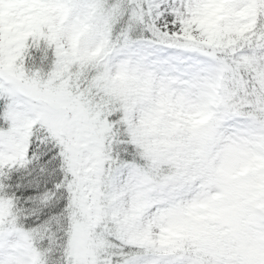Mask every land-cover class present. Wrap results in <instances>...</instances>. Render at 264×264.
<instances>
[{
  "label": "snow or ice",
  "instance_id": "snow-or-ice-1",
  "mask_svg": "<svg viewBox=\"0 0 264 264\" xmlns=\"http://www.w3.org/2000/svg\"><path fill=\"white\" fill-rule=\"evenodd\" d=\"M0 264H264V0H0Z\"/></svg>",
  "mask_w": 264,
  "mask_h": 264
}]
</instances>
